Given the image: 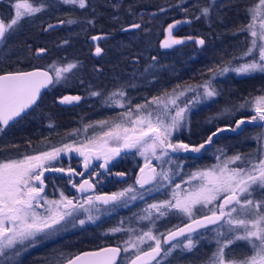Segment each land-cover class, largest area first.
Returning a JSON list of instances; mask_svg holds the SVG:
<instances>
[{"label":"snow or ice","instance_id":"snow-or-ice-1","mask_svg":"<svg viewBox=\"0 0 264 264\" xmlns=\"http://www.w3.org/2000/svg\"><path fill=\"white\" fill-rule=\"evenodd\" d=\"M62 2L71 5L78 4L80 8L86 6V0H62ZM13 7L14 14L9 22L5 24L3 20H0V43L6 42L18 30L23 19L41 12L46 5L43 3L37 5L35 0L33 2L24 0L22 3L16 2ZM210 11V7L200 9L201 14L205 17L209 15ZM246 11L249 15V23L236 31L237 33H250L252 39L241 56L233 59L247 58V62L231 70L241 74L264 73V0H258L256 5ZM199 18L196 17V19ZM257 21L260 22L259 25ZM73 22L68 21V23ZM181 23V21H177L176 24L168 26L169 38L163 43L165 48L184 42L182 39L172 37L173 29ZM49 27L51 28L53 25H49ZM130 27L139 29L141 25L132 24ZM92 39L100 40L102 37L96 36ZM198 43L203 45L205 41L200 39ZM39 51L44 52L45 49ZM95 51L99 54L102 49L97 46ZM76 67V63H69L66 66L55 67L53 74L37 70L0 75V123L7 126L14 118L20 117L25 109L36 103L42 88L52 84L54 80L55 82H59L61 79L66 80L65 74L70 73ZM229 70L227 67L220 68L216 75H223ZM214 78L215 76L202 85L196 86L197 89H203L202 93H197L198 98L203 96L204 99H210L218 95L212 86ZM185 91L195 93L196 89L188 86ZM185 91L176 94L173 90L171 95L165 93L163 97H153L146 104L135 105L138 113L135 119H132L133 112L129 108L125 115L129 118L131 127L114 123L107 131L103 132L101 137L89 139L79 146H75L74 143L64 144L62 147L52 148L50 151L40 152L37 155L25 156L23 159L0 162V257H3L0 264L11 259L10 256L5 255V250L13 248L17 243L24 246L25 242H28V246H34L38 240L48 239L64 230L65 225L61 222L65 221L66 217H73V213L78 208L84 209L85 204L89 205V208L84 210L90 212L91 206L96 203L115 204L126 195L130 200L137 199L136 189L129 186L111 195H88L83 204L74 203L73 199H69L63 192L60 193V200H47V197L43 195L44 181L42 177L48 171L61 173L66 171L64 168L50 167L51 162L58 161L62 153H78L83 157L85 170L89 169L93 159L103 158V163L98 164L97 167L107 169L109 162L119 156L123 149L135 148L139 150L141 156L145 157V167L140 168L141 176L137 177L135 184L143 189L144 185L155 182L152 187L145 190L144 194L160 191L161 188L171 185L173 177L179 175L178 171L172 172L171 168L166 170L164 167L165 164H172L171 155L178 152L200 153L206 145L213 143V137L224 131V129L217 128L198 145L173 142V132L181 126H187L188 120L185 114L193 103V101L185 100L181 102L184 106H179L177 102L180 96L185 95ZM91 95L99 96L100 93L93 92ZM117 95L123 98L125 92L112 93V97ZM80 99L81 97L78 95L64 96L60 102L71 104ZM116 103L120 102L116 101ZM153 105L155 108H152ZM120 106L124 107L122 103ZM249 106L254 108L255 115L247 120L235 121V127L231 128V131L235 132L237 129H241L242 125L253 122H258L260 127H264V95L255 97L254 102L246 100L235 110L239 111ZM225 111L233 113V109ZM144 112H147V115H144ZM153 112H155V117H153ZM97 123L107 125L108 121ZM89 127L92 125H87L86 129ZM2 130L0 128V131ZM255 139L258 145L261 144L264 141V134H258ZM110 141L115 142L116 146L110 147ZM158 152L159 155H157ZM261 153H264V146L258 147L252 153L236 154L228 157L222 164L191 173L186 183L198 181L197 186L183 190L181 195L178 191L181 186L176 184L175 190L171 193V199L148 205L145 210L146 215L139 219L151 220L154 214L163 217L171 212L172 214H182L191 221L184 227L168 233L163 240V243L168 245L167 249L162 248L161 238L149 230L136 236L135 242L124 241L123 249L113 247L85 252L69 260L68 264H118L121 252L128 253L130 248L135 250L134 258L126 256L124 258L126 264H152L153 261L160 264L157 257H160L162 253L166 257L176 249L187 252L196 249L199 240L194 241L192 234H196L197 237L201 236L202 233L198 232V229H204L205 232L210 233L216 243V250L212 253L207 264H264V155ZM149 154L161 161L159 172L155 166L151 165L148 159ZM230 165L235 166L230 167ZM179 167L176 165L177 169ZM145 169H147V173H145ZM67 173L70 182L73 175H84V172H76L71 167L67 169ZM116 175L124 176L125 174L117 173ZM34 181H38L39 186L33 183ZM72 186L78 187L80 193L89 192L95 187L89 179L83 180L78 185L73 183ZM144 194L140 195V199L144 198ZM41 200L46 201V204L49 205L45 208L44 215L39 214L36 210L37 207H44L39 203ZM124 206H127V202ZM205 210L207 214H205ZM88 219L92 220L93 217L89 215ZM79 223L84 224L85 221L80 220ZM73 226L75 225L73 224ZM112 231L120 232L122 229L115 228ZM129 231L134 230L130 229ZM178 237H183V240H178ZM148 241L154 243L149 244L148 250L144 251L141 245ZM171 241L176 242L171 243ZM237 242H244L251 255L239 260L233 259L232 245ZM226 250L229 257L227 260L225 259ZM19 254V251L14 253L17 256Z\"/></svg>","mask_w":264,"mask_h":264},{"label":"trees","instance_id":"trees-1","mask_svg":"<svg viewBox=\"0 0 264 264\" xmlns=\"http://www.w3.org/2000/svg\"><path fill=\"white\" fill-rule=\"evenodd\" d=\"M16 1L0 0V18L5 24L13 17ZM35 3L46 7L23 19L18 30L0 43V74L32 69L53 74L56 65L76 63L77 67L65 74L66 80L49 84L29 110L0 131L2 162L94 137L82 139L80 135L82 130L88 132L87 125L117 120V112L107 105L114 92H125L121 102L131 101L134 106L173 86L208 80L218 68L243 63L247 58H233L241 56L251 37L236 30L249 23L246 10L258 0H86L84 8L62 0ZM203 7L211 9L207 17L200 12ZM177 21L182 23L173 29L172 37L184 42L165 48L168 26ZM132 24L141 28L133 29ZM96 36L102 39L93 40ZM200 39L205 41L203 45L198 43ZM97 46L102 49L99 54ZM213 83L218 95L191 111L187 127L179 129L180 139L188 144L198 141L195 136L202 128L196 125L198 119L215 114L214 107L228 109L239 99L264 92L263 74L226 73ZM93 92L100 95H91ZM76 95L81 97L79 101L60 102L64 96Z\"/></svg>","mask_w":264,"mask_h":264},{"label":"flooded vegetation","instance_id":"flooded-vegetation-1","mask_svg":"<svg viewBox=\"0 0 264 264\" xmlns=\"http://www.w3.org/2000/svg\"><path fill=\"white\" fill-rule=\"evenodd\" d=\"M1 20V18H0ZM264 95V93H257V96ZM229 103V102H227ZM244 103L243 100H238L233 105V113L229 115L226 119H218L211 122L208 127L198 129L199 135L195 136L196 142H191V145H198L206 139L207 135L212 131H216L217 128L221 126H227L223 132L218 133L217 136L213 138V143L208 145L200 153H188V152H178L171 155L172 159V172H179V175L173 177V183L168 185L166 188H161L160 191H153L149 194H144L145 190L152 187V184L144 185V188H140L139 185L135 184L137 177L141 176L140 168L145 167V157L139 154L138 149H129L128 151L122 152L119 156L114 157L109 162L107 169L97 167L98 164L103 163V158L100 160L94 159L91 163L89 169L84 171L83 176L73 175L71 182L69 180V175L67 169L69 167L75 169L76 172H83L82 161L83 157L79 155L63 156L58 161L50 167L64 168L66 171L53 172L48 171L42 177L44 181V193L47 200H60V193L63 192L65 196L69 199H73L74 203L83 204L84 199L88 195H111L114 192L122 191L129 186L136 189L135 195L136 200H130L128 195L123 197L120 201L115 202V204L110 203L104 205L102 203H96L91 206L90 212L85 211L88 209L89 205H84V209H77L73 213V217H66L65 221L61 223L65 225L64 230L58 232L54 236L45 239L38 240L34 246H28V242H25L24 246L17 243L13 248L6 249L5 255L10 256L11 259L5 261L4 264H68V261L77 256L84 251H93L105 246L120 247L123 249L124 241H133L136 236L141 235L145 230H154L156 234H162L161 246L167 249L168 245L163 243L165 237L172 230L179 228L188 221L187 217L182 214H172L159 217L158 214H154L151 220H141L139 217L146 215L145 210L148 205L153 203H159L164 200L171 199V193L175 190V185L180 184V193L187 187L186 178L189 174L197 172L201 168H206L208 162L211 160L212 156L209 151L218 146L222 147L228 152H233L236 154H247L251 151H255L259 145L254 139L253 135L256 131H263L264 127H260L259 123L245 124L241 129L237 131H231V128L235 127V121L239 119H250L252 115H255L254 108L241 109L236 111L235 109ZM224 105V103L220 104ZM236 105V106H235ZM200 107H196L195 110ZM220 107H214V111ZM225 110L227 107H222ZM229 109V108H228ZM2 129L4 126L0 123ZM195 131V130H194ZM175 132V131H174ZM180 131H177L175 137L172 135V140L176 142H185L180 139ZM247 135L248 141H244V136ZM244 138V139H243ZM239 139H243L242 141ZM188 143V142H187ZM257 143V144H256ZM159 155V152L157 153ZM148 159L152 166H155L157 172L160 171L161 161H158L150 154ZM2 162V161H0ZM176 165L180 167L177 169ZM208 167V166H207ZM91 173V175H89ZM110 173V174H108ZM117 173H124V176H118ZM147 173V169H145ZM171 174V173H170ZM89 179L95 187L86 193H80L78 187H73L72 184H79L83 180ZM38 182V181H37ZM37 182L35 183L37 185ZM39 186V182L38 185ZM144 194V198L140 199V195ZM132 195V194H129ZM127 202V206H124ZM40 205L44 207H37V212L41 215L45 214V208L49 207L46 201L41 200ZM205 214L207 211L205 210ZM93 217L92 220L88 219V216ZM84 220V224H80L79 221ZM71 221V222H68ZM73 224L75 226H73ZM211 227V226H210ZM121 228L122 231L114 232L112 229ZM130 229L134 231H129ZM198 232L202 233L201 236L197 237L196 234H192V238L199 240L197 248L192 252L183 251L181 249H176L172 254L164 256L162 253L157 260L160 264H202L203 261H208L211 255V249L216 248L215 240L212 235L205 232L204 229H198ZM187 235V234H186ZM178 240H183V237H178ZM176 241H171L175 243ZM154 242L148 241L147 243L141 245L144 251L148 250V245ZM16 251L20 254L14 255ZM233 259H242L249 254V248L244 242H237L232 245ZM133 252L124 253L121 252V256L118 258V264H126L125 257L134 258ZM200 260L196 263L197 259ZM229 257L227 255L225 259ZM3 260V257H0ZM152 264H156L153 261Z\"/></svg>","mask_w":264,"mask_h":264},{"label":"rangeland","instance_id":"rangeland-1","mask_svg":"<svg viewBox=\"0 0 264 264\" xmlns=\"http://www.w3.org/2000/svg\"><path fill=\"white\" fill-rule=\"evenodd\" d=\"M16 2H24V0H18V1H16ZM15 2V3H16ZM29 2V1H28ZM259 21H257V24L259 25ZM258 30V29H257ZM250 34V33H249ZM250 37H251V35H250ZM251 39H252V37L250 38V41H251ZM258 43H259V41H258ZM245 62H247V60L246 61H244L243 63H245ZM243 63H240V64H243ZM239 64V65H240ZM239 65H236V66H226L227 68H229L230 70L228 71V72H226L227 74H233V75H235V76H242V75H250V74H263L264 75V73H260V72H253V73H248V74H241V73H237V72H235V71H232L231 69H234V68H236V67H238ZM62 66H66V65H56V66H53L52 67V69H53V73H54V68L55 67H62ZM222 68H224V67H222ZM51 69V70H52ZM220 68H218V69H216L215 71H213L212 73H211V75H210V79L212 78V77H214L215 76V78L216 77H219V76H221V75H216V73H217V71L219 70ZM226 73H224V74H226ZM214 78V79H215ZM214 79H212V86H214ZM209 80V79H208ZM208 80H204V81H201V80H199L198 82H195V83H185L184 85H176V86H173L172 88H169V90H167V91H165V92H163V94H160V95H155V96H151L149 99H148V102L149 101H151V99L153 98V97H163V95L165 94V93H168L169 95H171V94H173V90H175V92H176V94H178L179 92H181V91H185L187 88H188V86H191L193 89H196V92L194 93V92H190V91H185V95L184 96H180V98H179V100H178V104H179V106L180 107H183L184 106V104L183 103H181L182 101H185V100H189V101H193V103L190 105V110L188 111V112H186V119L188 120V117H189V114H190V112L191 111H193V110H195L196 109V107H198V106H200V105H202V104H204V106H206L213 98H210V99H204L203 98V96H199V98L197 97V93H202V91H203V89H197L196 88V86L197 85H202L203 83H205L206 81H208ZM214 88H215V86H214ZM215 90H216V88H215ZM261 93H264L263 91L261 92ZM110 97H111V99H110ZM109 98H108V102H107V105H108V108L110 107V106H112L113 107V110L115 111V112H117V116L115 117V118H117V120L115 121L114 120V118H111V120L108 118V119H105V120H102V121H108V124L107 125H102V124H99V123H97V122H99V121H97L96 123H94L93 124V126L92 127H89V128H87L86 129V131H88L87 133L85 132V130H82V133H84V134H82V135H80L81 137H82V139L83 138H87V137H89V136H96L98 133H96L97 131H102V129L104 130V129H106V131L108 130V128L112 125V124H114V123H117V124H123L125 127H131L132 125H131V123L129 122V118L125 115L128 111H129V108H131V110H132V112H133V115H132V119H135V116L138 114L137 112H136V109H135V105L134 106H131V104L129 105V104H127V103H125V102H121L122 100H121V97L119 96V95H117V96H115V97H112V96H110ZM116 97H117V99H116ZM255 97H257V95L256 94H254V95H252V96H250L249 98H248V100H251V101H253L254 102V98ZM247 100V99H246ZM246 100H244V102L246 101ZM116 101H119L120 103H122L123 105H124V107H121L120 106V103H116ZM198 101V102H197ZM139 104H146V103H139ZM114 106H116V108H118V109H116ZM236 106V105H235ZM222 107V106H221ZM221 107H220V109L215 113V114H213V115H210V116H207L206 114V116L201 120L200 118L198 119V121H200L198 124H196L198 127H204V128H206V127H208V125L211 123V122H213L214 120H216V121H219L218 119H222V121H224V120H227L226 118L229 116V115H231L232 113H229V112H224V111H221L222 109H221ZM152 108H155V106L153 105L152 106ZM232 108H234L232 105L231 106H229V109H232ZM248 108H252L251 106H249V107H247L246 109H248ZM149 110H151V109H149ZM144 115H147V112H144L143 113ZM204 116V115H203ZM153 117H155V112H153ZM207 120V121H206ZM208 124V125H207ZM188 125V124H187ZM95 126V127H94ZM181 127H185V126H181ZM178 128L175 132H173V136L175 137V135L174 134H176L177 133V131L179 130V129H181V130H184L185 128ZM187 127V126H186ZM92 128H93V130H92ZM180 131V130H179ZM184 133H188V131H183ZM86 133V134H85ZM96 133V134H95ZM180 134V133H179ZM258 134H264V128H263V131H256V133L253 135V137H254V139H255V137H257V135ZM176 138V137H175ZM244 138H245V140L244 141H248V137H247V135H245L244 136ZM243 138V139H244ZM242 139V140H243ZM239 140H241V139H239ZM241 140V141H242ZM256 140V139H255ZM181 142H183V141H181ZM185 143V142H184ZM257 144V143H256ZM76 146V145H75ZM109 146L110 147H115L116 146V144H115V142H113V141H110L109 142ZM261 146H264V141H262L261 142V144H259V147H261ZM55 148V147H54ZM52 148H49V149H47V150H44V151H50ZM44 151H39V152H34V151H32L31 152V154H29V155H26V156H30V155H37V154H39L40 152H44ZM253 151H251L250 153H252ZM181 153H183L184 154V152H181ZM63 154V153H62ZM70 154H72V155H74V156H76V154H75V152H72V153H64V155L63 156H70ZM209 154L212 156V158H211V160L208 162V167L207 166H205L206 168H201V169H199L198 171H200V170H206V169H208V168H211L212 166H214V165H217V164H222L228 157H232V156H234V155H236V153H233V152H228V151H226L225 149H223L222 147H219V145L218 146H216V147H214V148H212L210 151H209ZM246 154V153H245ZM262 155H264V153H261ZM62 156H60V158H61ZM24 158V157H23ZM22 157L20 158V159H23ZM59 158V159H60ZM17 160H19V159H17ZM237 163H239V162H237ZM172 165H174V164H171V165H168V164H165L164 165V167H165V169L167 170L168 168H171L172 169ZM235 165H230V167H234ZM171 175V174H170ZM186 180L188 181L189 180V176H188V178H186ZM166 183V182H165ZM197 184H198V181H192L191 183H187V187L185 188V189H192V188H194L195 186H197ZM183 194V192H181V195ZM257 198H259V197H257ZM151 231L153 232V234L154 235H156V236H158V237H160V236H162V234H156L155 232H154V230L153 229H151ZM144 232H147V230H145ZM142 235V234H141ZM133 242H135V239L133 240ZM125 247V245L123 246V248ZM216 250V248H214V249H212L211 250V255L209 256V258L212 256V253L214 252ZM133 251H135V250H133V249H129V252H133ZM249 255H251V252L249 251V254L247 255V256H249ZM197 264H199V263H197ZM202 264H207V261H203L202 262Z\"/></svg>","mask_w":264,"mask_h":264},{"label":"water","instance_id":"water-1","mask_svg":"<svg viewBox=\"0 0 264 264\" xmlns=\"http://www.w3.org/2000/svg\"><path fill=\"white\" fill-rule=\"evenodd\" d=\"M37 70H39V71H48V70H41V69H32V70H23V71H14V72H8V73H2V74H0V75H6V74H9V73H16V72H33V71H37ZM49 72V71H48ZM50 73V72H49ZM51 74V73H50ZM48 86V85H47ZM47 86L46 87H44V88H42L41 90H40V96H41V94H42V92L47 88ZM40 96L38 97V99L40 98ZM38 99H37V101H38ZM36 101V102H37ZM33 106V105H32ZM31 106V107H32ZM30 107V108H31ZM30 108H28V109H25V111H24V113L27 111V110H29ZM24 113H21V115H23ZM18 117H16V118H14V120L15 119H17ZM241 119H243V118H241ZM13 120V121H14ZM240 120V119H239ZM247 120V119H246ZM10 122H12V121H10ZM9 122V123H10ZM254 123H258V122H254ZM2 124V123H1ZM3 125V124H2ZM3 126H5V125H3ZM244 125H242L241 126V128L243 127ZM225 128H227V126H224V127H220V129H225ZM105 132V131H104ZM103 135V132H101L99 135H96V136H94V137H92V138H90V139H93V138H99V137H101ZM214 138V137H213ZM86 142V141H85ZM85 142H82V143H85ZM202 143V142H201ZM81 143H76V144H74V145H76V146H79ZM206 146H208V145H206ZM205 146V147H206ZM129 149H123L122 151H121V153L122 152H125V151H128ZM203 150V149H202ZM201 150V151H202ZM188 153H191V152H188ZM75 154L76 155H79L78 153H76L75 152ZM94 160V159H93ZM93 160H92V162H93ZM91 162V163H92ZM51 168H56V169H58V167H51ZM82 170H83V172L85 171V169L83 168V161H82ZM45 173H47V172H45ZM44 173V174H45ZM37 181H35V183H36ZM37 185H38V182H37ZM191 221H188L187 223H185L184 225H182V226H180L179 228H181V227H184L186 224H188V223H190ZM179 228H177V229H179ZM177 229H175V230H177ZM175 230H172V231H175ZM114 246H105V247H101V248H99V249H97V250H93V251H84V252H82V253H85V252H94V251H99L100 249H102V248H113ZM82 253H80V254H82ZM80 254H78V255H80ZM75 258V257H74ZM74 258H72V259H74Z\"/></svg>","mask_w":264,"mask_h":264}]
</instances>
